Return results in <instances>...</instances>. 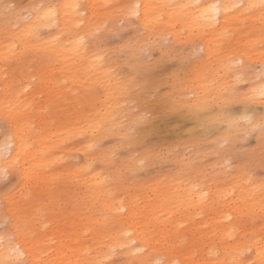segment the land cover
Returning a JSON list of instances; mask_svg holds the SVG:
<instances>
[{"label":"rangeland","instance_id":"rangeland-1","mask_svg":"<svg viewBox=\"0 0 264 264\" xmlns=\"http://www.w3.org/2000/svg\"><path fill=\"white\" fill-rule=\"evenodd\" d=\"M123 1L0 0V100L5 101L0 105V147L7 143L8 158L13 148L11 121L34 136L29 150H37L32 160L27 150L13 165L16 168L0 169V245L14 242L13 234L18 233L39 258L51 259L49 264H66L74 247L91 251L95 235H90L87 222L102 218L105 200H89L85 195L89 181L84 180L96 176L104 179L100 197L135 203L136 220L150 217L146 212L150 207L166 211L164 203H173L181 190L190 204L201 189L209 190L218 196L220 208L207 211L199 202V210L190 211L189 221L181 223L185 241L175 244L181 239L173 236L171 244L201 258L220 246L221 238L214 240L219 235L215 220L229 224L239 219L222 244L241 247L238 263L264 264L253 260L255 249H264V94L254 102L246 99L256 84L264 90V34L261 43H252L255 37L236 24L230 30L239 33L229 30V37L226 33L213 39L223 42L221 51L206 60L202 43L212 33L174 21L161 31L143 29L136 17L126 19L117 12L115 6ZM241 6L239 2L235 8ZM59 8L66 19L63 25L28 28L34 13L44 17ZM73 9L81 11L76 20L68 18ZM6 27L23 34V44L14 54L7 52L8 45L17 42L8 41ZM224 37L226 42L220 41ZM78 40L84 52L75 56L59 50L51 58L43 51L50 44ZM242 47L254 51L246 63L237 58ZM228 62L232 64L227 67ZM85 64L96 74L88 89L81 84ZM76 74L79 79L72 82ZM197 86L211 88L207 108L218 121L205 117L200 121L190 113L191 90L198 91ZM106 90L111 93L109 112ZM219 109L226 117L232 114L235 126L222 123ZM85 148L94 159L88 168ZM227 205L236 206V212L220 218ZM242 205L249 208V215L239 210ZM156 216L163 219L160 213ZM174 217L178 214L169 216ZM179 219H184L183 213ZM92 230L99 232L96 225ZM72 233L80 234L76 242L68 241ZM138 247L134 256L143 253ZM17 264L28 263L22 257ZM101 264L127 262L115 253Z\"/></svg>","mask_w":264,"mask_h":264},{"label":"bare ground","instance_id":"bare-ground-1","mask_svg":"<svg viewBox=\"0 0 264 264\" xmlns=\"http://www.w3.org/2000/svg\"><path fill=\"white\" fill-rule=\"evenodd\" d=\"M223 1L224 2L221 3L208 2L202 4L199 3L198 0H124L115 7L118 8L117 12L119 14L121 13L123 17H126V19L132 16L136 17L138 25H140L143 29H147L150 31H161L167 29L170 22L172 21L180 22V24L184 28H188L189 24L191 23L194 26L195 30H198L200 32L209 31L210 33H212L210 34V38L202 43V47L205 52V58L206 60H209L215 55L216 51H221L219 45L223 43H214L213 39L216 40L218 36H223L226 33L229 37V30L234 29V26H236V24L240 25L241 28L244 29V31L246 30L249 37H255L254 40L252 39V43H261V41L259 40L263 37L264 34V0ZM239 2L242 4V6L240 8H235V5ZM0 5V7H2L3 4L0 3ZM80 12L81 11L78 9H73L71 10V14L74 17L70 16L68 18L76 20L77 16L81 15ZM34 15L35 16L27 23V25H29L28 28L34 27L36 29H40L48 26H60L63 25L66 20L64 18V13L62 12V10H60V8L59 11H56L53 14H47L44 17L40 16L42 15L41 13H34ZM9 16H14V14L11 13ZM82 19L83 17L81 16L78 21H81ZM4 30L8 35V41L17 42V44L8 45L9 49L7 50V52H9L10 54H14L18 49L21 48L23 44L21 39L23 37V34L20 33V30H16L15 32H13L10 27H6V29ZM235 32L239 33L238 31ZM221 39L222 40L220 41H223L225 37ZM247 44L248 42H245L243 46ZM82 49L83 48L81 40H78L75 42H64V45L50 44L47 46V48H44L43 51L47 52L51 58H56L59 50H63L66 55L70 54L75 56V53H78V51L80 52V50ZM248 51L249 52H246L242 47V51L240 50L238 52L237 58L243 63L248 62L249 58H251L249 53L254 52L251 49ZM263 59L264 58H262V60ZM229 63L231 62H228L227 67ZM84 66L85 67L81 72V74L83 75L81 84L82 87H86L88 89V83L95 84L96 74L95 72L92 73L91 71H89L88 68L85 69L86 64ZM230 68L228 69L231 70L232 68ZM76 79H79V74H76L72 77V82H74ZM256 85L257 86L252 89V92H250V94L246 96L248 102H254L256 97L260 95L262 96V93H264L262 86L258 84ZM195 89H197L198 91L191 90L194 96V100L191 101L192 103L190 105V113L194 116V118L201 119L200 121H202L204 117L205 119L210 118V122L213 120L218 121V119L214 118L216 117V115L211 114V112L207 108L209 106V98L206 93L211 88L207 86H197ZM110 94L111 93L106 90L104 103H106L105 106L106 108H108L106 109L107 112H109L110 110L109 106L107 105V100L109 99V97H111L109 96ZM16 96V93L12 95V97ZM4 102L5 101L1 99L0 105L2 106ZM186 104L187 103L183 102L182 105ZM262 104L264 105V100L262 101ZM219 113L222 117L221 119L223 120V122L221 120L222 123H224L225 121L227 127L235 126V119L232 114L230 115V112L229 114L227 113V115H230L229 117H232L231 121L227 119L228 116H224L223 110L219 109ZM251 117L248 116L245 118V120L249 122L251 121ZM8 123L10 125L9 137L11 138V141H9V143L13 145V148L11 153L9 154L10 156L8 155L9 157L6 158L7 156H4V153H8V149L6 147L7 143H4L6 145H2L0 147V169L10 170L16 168L13 165L16 166L18 164V160L21 157L20 155L29 150L30 137L34 136L30 135L27 132H24L21 129H18L15 122H13L12 124L11 121H8ZM207 123L209 125V122ZM208 125L206 124L205 126ZM90 142L91 141L86 144H91ZM85 149L86 151L84 150V167L88 168L90 165L89 162L93 161L94 159H92L90 155L87 154L88 152H90V148ZM1 150H3V152H1ZM36 154L37 150H29L26 153V155L29 157V160H32ZM35 161H37V159H35ZM23 167L24 165L20 168V170H22L24 173L25 169ZM97 171H99L100 174L103 173L101 170L97 169ZM77 177H81V174H79ZM90 180L95 181V184L91 185ZM90 180H87V178H85L84 180V183H87L89 181L85 190V195L91 201H95L96 198L105 200V204L103 205L105 212H103L102 218L95 223L92 221L87 222L89 223L87 224V229L91 231L90 235H95V244L93 249L91 251L88 250L89 247H74L70 249L69 255L66 257V264H101L102 262L106 261V259L113 256L115 253L124 255L127 264H245L238 263V256H241L240 254L242 253V251L238 249H240L241 247H235L229 242H227L226 244H222V241H224L227 237H230L232 233L231 231L234 230L233 228L237 226L240 221L239 219H234L229 224H223L220 219H216L215 222L217 225H219V235L215 234L214 240H219L221 238L218 241L220 246L218 248H210L208 246L210 248L208 254H205V256L200 255L201 258L198 257L199 259L194 257V254H192L189 250H179L174 247L175 244L185 241V233L183 235H181L180 233L184 231L183 229H180L181 223L189 221L188 219L191 218L189 215L190 211L194 212L195 210H199V202L205 203V209H207V211L209 208H220V206L216 205L218 196H215L214 193H210L209 190L201 189L199 191V195L196 196L197 202L193 201V204H190V202L188 201L186 202L184 192L183 190H181L177 193L179 195L174 198L173 203H164L167 206L166 211H163L164 208L163 210H155V208L150 207L149 211H146L150 217L136 220L135 216L137 214L134 213L136 210H138V207L135 205V203L113 202L111 200L112 197H109V195H107L108 199L101 198L100 195H102V193L100 192V190L103 186L104 179L101 177L93 176ZM190 190H194V187L190 186ZM206 192L209 193L208 196L206 195ZM150 205L151 204H149V206ZM239 210H244V214L246 215L250 214L248 213L249 208L245 207L244 205H242ZM167 211L168 213L165 214ZM221 211L224 212V214L220 215L219 217L228 219L232 215V212H236V206L231 207L230 205H227L221 208ZM157 213L163 215V219H161V221L157 219ZM172 213L178 214V217L169 218ZM181 213L184 214V219H179ZM95 225L97 226V231H99L96 234L94 233V230H92ZM79 235L80 234L78 233H72L69 236L68 241L76 242V239ZM13 236L15 238L14 242L7 241L3 245H0L2 246L0 248V264H17L19 259H21L22 257L28 264H49L51 259L48 261L46 259L39 258L37 254H35L33 246L28 243L21 235L15 233L13 234ZM173 236H176L177 240L181 239L174 245L170 242ZM132 244H135L137 247L139 246L143 253L139 256H134V252H137L135 251L137 247L135 248L134 246H132ZM59 254L60 256L58 257V260L59 263H61L63 261V257L61 253ZM254 258V262L264 263L263 247L259 246L255 249Z\"/></svg>","mask_w":264,"mask_h":264},{"label":"snow or ice","instance_id":"snow-or-ice-1","mask_svg":"<svg viewBox=\"0 0 264 264\" xmlns=\"http://www.w3.org/2000/svg\"><path fill=\"white\" fill-rule=\"evenodd\" d=\"M262 94H264V93H262Z\"/></svg>","mask_w":264,"mask_h":264}]
</instances>
